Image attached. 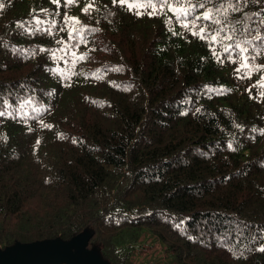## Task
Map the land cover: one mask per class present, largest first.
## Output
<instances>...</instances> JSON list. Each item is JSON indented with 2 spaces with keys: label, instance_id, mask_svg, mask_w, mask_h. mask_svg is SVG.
<instances>
[{
  "label": "trees",
  "instance_id": "obj_1",
  "mask_svg": "<svg viewBox=\"0 0 264 264\" xmlns=\"http://www.w3.org/2000/svg\"><path fill=\"white\" fill-rule=\"evenodd\" d=\"M167 3L222 24L0 0V250L88 231L109 264H264V0ZM224 23L251 40L241 72L209 42Z\"/></svg>",
  "mask_w": 264,
  "mask_h": 264
},
{
  "label": "snow or ice",
  "instance_id": "obj_2",
  "mask_svg": "<svg viewBox=\"0 0 264 264\" xmlns=\"http://www.w3.org/2000/svg\"><path fill=\"white\" fill-rule=\"evenodd\" d=\"M54 2L59 3V0H54ZM65 2L71 4L74 2V0H65ZM176 2L179 3L180 0H176ZM248 2L249 0H218L217 6L215 7V13L224 17L226 20L229 12L241 11L242 5ZM116 3H117V0H113V4H116ZM119 3L121 5L126 4L130 10L133 8L140 9V8L150 7L152 11L149 13V15L157 14L158 5H159V11H163L164 7L167 6L169 11H177L183 14L184 16L183 26L185 28H189L190 26L193 28L197 27L198 20L210 21L212 24H217V25L222 24L221 20L215 18V15L212 9L205 11L202 15L192 17V13L196 10V7L203 8L204 4L192 5L191 7L187 9L185 8L173 9L171 4L167 3V0H157V3H153L152 0H135V3H129V0H119ZM189 3H191V0H189ZM2 7L3 5L0 4V8ZM90 8H92V4H89L87 7H85L83 11L87 13L89 12ZM136 14L140 15V12L137 11ZM190 17L191 19H189ZM244 19H251V17L245 16ZM37 23H39V21H37ZM260 23L264 24V19H261ZM73 24L74 25L79 24V21H76L73 19ZM228 28H229V25L227 23H224L222 27L217 28L215 30V34H212L210 36L209 42L211 44H216L217 42L221 40L228 41L229 43L223 45L224 51L229 54L230 58L232 56V53L235 51L236 55L241 60V65L239 68L236 69V71L241 72L243 69H246L248 67V64L244 62L245 61L244 54L249 51V45H251V40L247 38H244L243 40H234V37H236L238 30L233 26L231 27V31L229 32L227 31ZM85 30L86 29L84 27H80V28L74 27L73 32L69 33V38H74V34L81 35ZM245 31H251V30L247 29L246 27ZM255 31L258 32V29H256ZM192 34L197 35L196 32H193ZM199 36L201 39L206 38V27L199 28ZM253 39L254 40H264V37H261L259 34H257L256 36L253 37ZM73 55L75 54L73 53ZM77 59L83 60L85 59V57L80 56ZM245 75L247 76L248 73H245ZM261 87H264V84H262ZM25 103H29V101H25ZM3 115H5V113L0 112V116H3ZM261 251H264V249H261Z\"/></svg>",
  "mask_w": 264,
  "mask_h": 264
},
{
  "label": "water",
  "instance_id": "obj_3",
  "mask_svg": "<svg viewBox=\"0 0 264 264\" xmlns=\"http://www.w3.org/2000/svg\"><path fill=\"white\" fill-rule=\"evenodd\" d=\"M89 239L90 234L84 231L67 241L56 238L16 243L0 250V264H99L89 256L92 250L86 249ZM76 241H82V244L75 245Z\"/></svg>",
  "mask_w": 264,
  "mask_h": 264
},
{
  "label": "rangeland",
  "instance_id": "obj_4",
  "mask_svg": "<svg viewBox=\"0 0 264 264\" xmlns=\"http://www.w3.org/2000/svg\"><path fill=\"white\" fill-rule=\"evenodd\" d=\"M79 244H82V241H76V243H75V245H79ZM86 247V246H85ZM86 249H88V250H92V252L91 253H89V256H91V258L93 259V260H98L99 261V264H109L97 251H96V249L95 248H89L88 246L86 247ZM14 250H16V249H14ZM13 251V250H12ZM11 252V251H10ZM10 252H8V253H10ZM7 253V254H8ZM6 254V257H9L8 255ZM156 257H154V256H151V261H154V259H155ZM139 261V258L137 259V262ZM150 261V263H152Z\"/></svg>",
  "mask_w": 264,
  "mask_h": 264
}]
</instances>
